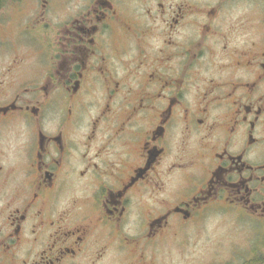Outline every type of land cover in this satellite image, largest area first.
Instances as JSON below:
<instances>
[{"label":"flooded vegetation","instance_id":"flooded-vegetation-1","mask_svg":"<svg viewBox=\"0 0 264 264\" xmlns=\"http://www.w3.org/2000/svg\"><path fill=\"white\" fill-rule=\"evenodd\" d=\"M109 257L264 264V0H0V264Z\"/></svg>","mask_w":264,"mask_h":264},{"label":"rangeland","instance_id":"rangeland-1","mask_svg":"<svg viewBox=\"0 0 264 264\" xmlns=\"http://www.w3.org/2000/svg\"><path fill=\"white\" fill-rule=\"evenodd\" d=\"M205 235H215L214 231H209V233H206ZM236 239V238H235ZM189 257H196V258H202L203 254L202 251L200 249V245H197L194 249H192V247H189ZM190 260V258H189ZM121 261H117V263H120ZM115 260H113L111 257H109L108 260H104V264H114ZM116 263V264H117ZM168 264V263H167ZM172 264H176V261L174 260Z\"/></svg>","mask_w":264,"mask_h":264}]
</instances>
